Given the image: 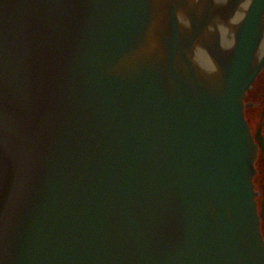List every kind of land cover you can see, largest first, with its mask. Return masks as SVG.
Returning <instances> with one entry per match:
<instances>
[{"label": "water", "instance_id": "obj_1", "mask_svg": "<svg viewBox=\"0 0 264 264\" xmlns=\"http://www.w3.org/2000/svg\"><path fill=\"white\" fill-rule=\"evenodd\" d=\"M263 46L264 0H0V264H264Z\"/></svg>", "mask_w": 264, "mask_h": 264}, {"label": "flooded vegetation", "instance_id": "obj_2", "mask_svg": "<svg viewBox=\"0 0 264 264\" xmlns=\"http://www.w3.org/2000/svg\"><path fill=\"white\" fill-rule=\"evenodd\" d=\"M263 56L264 46L258 48L257 60ZM242 112L254 147L251 182L259 231L264 242V61L243 93Z\"/></svg>", "mask_w": 264, "mask_h": 264}]
</instances>
